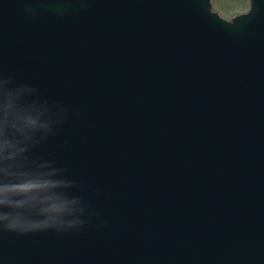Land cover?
I'll return each instance as SVG.
<instances>
[{"label": "water", "instance_id": "95a60500", "mask_svg": "<svg viewBox=\"0 0 264 264\" xmlns=\"http://www.w3.org/2000/svg\"><path fill=\"white\" fill-rule=\"evenodd\" d=\"M0 264H264V0H0Z\"/></svg>", "mask_w": 264, "mask_h": 264}, {"label": "rangeland", "instance_id": "374dc122", "mask_svg": "<svg viewBox=\"0 0 264 264\" xmlns=\"http://www.w3.org/2000/svg\"><path fill=\"white\" fill-rule=\"evenodd\" d=\"M215 11L225 19L246 13L250 8V0H213Z\"/></svg>", "mask_w": 264, "mask_h": 264}, {"label": "bare ground", "instance_id": "6f19581e", "mask_svg": "<svg viewBox=\"0 0 264 264\" xmlns=\"http://www.w3.org/2000/svg\"><path fill=\"white\" fill-rule=\"evenodd\" d=\"M198 7V6H197Z\"/></svg>", "mask_w": 264, "mask_h": 264}]
</instances>
